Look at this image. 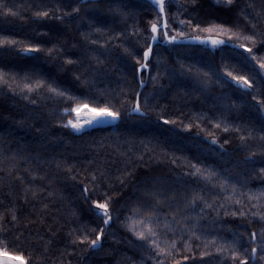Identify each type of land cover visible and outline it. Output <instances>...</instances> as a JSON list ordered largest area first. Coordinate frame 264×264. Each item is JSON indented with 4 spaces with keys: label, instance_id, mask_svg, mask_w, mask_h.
I'll return each instance as SVG.
<instances>
[{
    "label": "trees",
    "instance_id": "trees-1",
    "mask_svg": "<svg viewBox=\"0 0 264 264\" xmlns=\"http://www.w3.org/2000/svg\"><path fill=\"white\" fill-rule=\"evenodd\" d=\"M3 3L22 17L0 16V39L15 41L0 46V72L5 73L0 80V248L19 255L14 247L19 244L30 264H155L150 246L121 226L132 205L142 200L162 202L158 225L153 221L161 246L165 240L169 244L180 241L182 235L188 239L189 233L176 223L181 216L190 218L184 223L196 224L200 239H191L194 251L185 252L180 243L181 251L173 254L181 264H193L183 261V255L199 261L203 244L213 236L231 240L233 234H243L248 242L255 231L258 238L247 243L249 252L264 244V221L252 215L264 212V198L249 200L250 194L264 190V174L260 173L264 167V141L260 139L264 133V109L260 107L264 104V70L259 66L264 61V37L260 35L264 33V0H234L231 6L216 0H165L169 35H228L235 45H166L158 30L159 40L153 43L149 68L143 74L134 73V65L139 67L136 59L145 63L143 50L149 42L150 24L161 22L149 1ZM37 11L49 15L37 17ZM218 24L227 31L204 30ZM248 35L256 36L257 42L244 39ZM93 39L98 43L91 44ZM240 44L253 52H245ZM29 45L40 51L24 53L22 49ZM48 49L53 50L51 55ZM125 49L135 51L136 58ZM97 56L102 63H97ZM68 59L77 61L76 65L65 63ZM89 65L94 72L85 71ZM229 72L254 80V86L240 88ZM26 74L30 81L24 80ZM77 75L88 79L90 90L76 80ZM37 79L54 81L65 90L64 96L49 93L47 84L41 92L28 93L23 85ZM137 92L142 94L145 115L132 111ZM25 95L30 98L24 99ZM145 96L148 105L143 103ZM77 105L119 111V123L105 128L90 125L79 132L63 127L73 120L72 109ZM250 153L256 155L249 159ZM193 165L216 175L208 179L192 175ZM93 175L100 177L96 185ZM224 179L237 185L235 195L230 185L221 190ZM84 187L89 189L87 200ZM197 193L218 211L204 207L201 200L194 209H186L185 204ZM106 194L116 201L111 209L119 218L106 228L99 250H93L79 241L85 235L94 239L103 227L90 206L93 199L103 202ZM237 210L245 215L233 216ZM147 216L148 209H142L137 220ZM197 216L203 218L197 222ZM165 222L172 231L164 227ZM260 255L264 253L258 251L256 264H264ZM173 257L165 264H173Z\"/></svg>",
    "mask_w": 264,
    "mask_h": 264
},
{
    "label": "snow or ice",
    "instance_id": "snow-or-ice-1",
    "mask_svg": "<svg viewBox=\"0 0 264 264\" xmlns=\"http://www.w3.org/2000/svg\"><path fill=\"white\" fill-rule=\"evenodd\" d=\"M217 3L220 2H225L226 6H231L234 2V0H216ZM151 3L158 7L159 12H158V17L163 20V24H159L158 22H152L150 24L149 32L150 36L148 37L149 42L147 44V47L144 48L143 50V60L145 63L141 64L139 59H136V64L139 65V67H136L134 65V73L136 74H143V71L145 69L149 68V62H150V56L153 52V43L155 42L159 37L157 35L158 33V28L162 29H167L169 27L168 21L164 19L165 17V0H151ZM193 3H195V0H193ZM0 9H3V11H0V16H3L5 18L12 16V17H17L21 16L22 14L19 11L13 10L12 7H9L7 4L3 3V0H0ZM73 12L78 13L79 8H73ZM117 14H119V9L115 10ZM35 15L37 17H48L49 13L48 11H37L35 12ZM65 15H68V13H65ZM55 19L60 20V16H56ZM181 23H184V21H181ZM187 23L191 24L193 23L191 20L187 21ZM197 29H199V24L196 25ZM205 31H213V30H220L221 32L227 31V29L224 28L222 24L218 25H212L209 26L207 29H204ZM96 31H100V29H96ZM83 35V34H82ZM262 37H264V33L260 34ZM86 40L88 39L87 36L84 37ZM177 37L176 36H171L169 35L168 31H163V42L165 43H174L176 41ZM198 39V38H197ZM244 39H247L251 41L253 44L257 42L256 36L254 35H248L244 37ZM204 42V41H201ZM91 44L95 45L98 43L97 40L93 39L90 41ZM225 41L222 39H211V44L213 47H216L218 45L224 44ZM261 43H264V40H261ZM15 41L9 40L6 37L4 39H0V46L4 45H14ZM103 47V46H102ZM239 47L243 48L245 52L247 53H252L253 49L245 47L243 44H240ZM24 53L28 52H39L40 48L33 47L31 45L25 47L22 49ZM126 52H128V49H125ZM53 52L52 49H48L49 55H51ZM129 55H131L134 59L137 56V53L135 51L128 52ZM101 55H103L101 53ZM97 60V63H102L100 60L99 56L95 57ZM251 59L255 60L256 56L252 55ZM65 63L70 64V65H76L77 61H74L72 59H68L65 61ZM260 69L264 70V61L260 62ZM81 67H84L81 65ZM95 71V69H92L91 66L89 65L85 71ZM79 71V69H77ZM207 75V73H205ZM228 76L232 77V80L237 83V85L240 88H246V89H251L254 86V80L250 81L247 77L245 76H233L232 73H227ZM5 76V73L0 72V80H3ZM31 77L29 75L24 76L25 81H30ZM156 77H153V80H155ZM76 80L81 81L82 78L80 75L76 76ZM82 83L85 86L89 87V90L91 89V85L88 82V79L85 77L82 80ZM45 84L48 85V92L55 94L57 96L63 97L65 94V90L60 89L58 85L55 84V82H49L46 79H37L35 83H25L23 85L24 89L27 90L28 93H33V92H41V90L44 88ZM141 86H144V81H140ZM141 93L137 92L136 93V104L135 107L132 109V111H135L137 113H140L141 115H145L146 113L141 112ZM30 97L28 95L24 96V99H29ZM257 97L253 96V100H256ZM33 104L36 103L35 100L31 101ZM143 103L145 105L150 104V101L148 98L145 96L143 99ZM259 103V101H258ZM81 105H77L72 109L73 112H76L79 115ZM83 107H87V105H83ZM260 107L264 109V104H260ZM91 113V118L87 120V124L91 125L93 123H101L107 120H116L120 117L121 112L119 111H112L109 107L105 106L102 108H93L89 110ZM165 123H168V121H165ZM85 125L83 123H80L79 121L73 122L72 120H69L66 124L63 125V127H71V129L79 132L82 130V128ZM219 127V125H217ZM227 130V129H226ZM251 135V134H250ZM242 140L247 139L246 137H241ZM260 139L264 141V133L260 136ZM213 143H215V140H213ZM225 143H228V141H225ZM255 153H250L249 159L252 156H255ZM261 155L264 156V148L261 150ZM59 167V165H57ZM195 171L192 173V175H198L204 179H208L211 176H215L216 173L211 170L204 171L201 168L193 165L192 166ZM260 173L264 174V167L260 169ZM101 176H103V173H101ZM100 177L93 175L92 176V182L94 185L97 184L99 181ZM124 181H121L123 183ZM231 186L232 188V194L235 195L236 193V188L237 185L232 183L230 184V181L228 179H224L219 187L221 190H226L228 186ZM83 196L85 200L89 198V189L87 187H84L82 190ZM35 196V193H33ZM148 195H152L151 193H148ZM229 197H226V199ZM262 198H264V190L260 191L259 194H250L249 195V200H257L260 201ZM152 199H155V196H152ZM201 200L204 202V207L206 208H213L215 209V206L211 203H209L207 200L204 199L203 196L197 194H194L192 196V199L188 201L185 204L186 209H194L197 204L196 201ZM116 203L110 196L105 195V199L103 202H99L96 199H93L91 202L90 206V211L93 213V215L96 217V219L101 220L103 227L100 228L99 231L96 232L95 238L89 240V237L85 235L82 239H80L79 243L83 244L85 242L88 243V247L93 250H99V247L102 245V237L104 236L105 230L107 227H111L113 224L114 219H118L119 217L113 216V212L111 209V205ZM162 202L157 200L156 203H149L147 201L142 200L141 202L132 205V210L131 214L125 216V220L121 222L122 227H126L128 231L132 232L133 235L136 236L137 240L143 242L144 244H147L150 246V249L155 252V256L152 257L154 260L155 264H165V261L173 257L174 252L176 254H179L181 251L179 244L183 243V250L185 252H192L194 251L192 245H191V239L195 237L196 239H200V235H197L196 229V224H191V223H184V221H189V217L187 216H181L180 220H177L176 223L181 226V229H186L187 233H189L188 239H184L183 235L180 238V241L177 240H172L171 243L169 244L167 240H165V246H161L160 240L158 239V233L155 230V227L153 226V221L155 220L157 225L159 223L158 221V206ZM236 204H241L240 199L235 200ZM47 207V205H45ZM221 208L224 207L222 204L220 206ZM142 209H148V216L141 217L137 220V215ZM180 210H177V213H173V217L179 213ZM204 209H201V212H203ZM218 211V210H217ZM227 215V212L225 213ZM239 214L240 216H244L245 212L243 210H237L232 212L233 216H236ZM252 215L258 216L261 221H264V212H254ZM203 217L197 216V222L202 219ZM12 220L16 221L17 220V215L15 212L12 214ZM131 222V223H130ZM137 225H140L141 227L138 228ZM164 227L168 228L169 231H172L171 227L168 225L167 222L164 223ZM87 231V229H85ZM203 234V233H202ZM71 235V233H69ZM262 237H264V229H262ZM257 233L253 231L250 234V238L248 242L255 243L257 240ZM17 240H19V237H16ZM3 240L5 243H7V236L3 237ZM243 239V234L241 235H236L233 234V238L231 240H223L218 238L217 236H213L211 240H206V242L203 244V248L205 250L200 251V260L196 261L194 257L190 255H183L182 260L183 261H193V264H213V262H216V264H220V261L223 260L224 264H226L227 260L230 259L232 261V264H256V261L258 259L257 253L258 251L260 253H264V244H261L259 249L256 246L251 247V250L249 252V248L247 247V243ZM75 243V241H73ZM16 248L17 253H20L19 255H10V260L13 261H19L20 264H30V261H26L24 255L22 254V250L20 248L19 244L14 245ZM199 246H197L198 248ZM207 249H214L213 251H209ZM9 255L8 253L5 252L3 248H0V258ZM207 257L208 259L205 260L204 258ZM259 260L264 262V255L259 256ZM7 264V261L5 262ZM173 264H181V260L174 259L173 257Z\"/></svg>",
    "mask_w": 264,
    "mask_h": 264
},
{
    "label": "rangeland",
    "instance_id": "rangeland-1",
    "mask_svg": "<svg viewBox=\"0 0 264 264\" xmlns=\"http://www.w3.org/2000/svg\"><path fill=\"white\" fill-rule=\"evenodd\" d=\"M151 3V0H147ZM155 6V5H154ZM156 7V6H155ZM158 12H159V9L158 7H156ZM159 24H163V20L161 19V22ZM158 30L161 31V34H162V38H160L161 42L163 44H166V45H170V44H176V43H179V42H193V43H196V44H200V45H204V46H207L209 48H217L221 45H218L216 47H213L212 44H211V39L215 38V39H222L225 41L224 44H231V45H235L232 40H231V37H229L228 35H222V36H210V35H203V36H192V37H177L176 41L174 43H165L163 42V31H165L166 29H162V28H158ZM158 35V33H157ZM173 36V35H171ZM198 38V39H197ZM159 39H157L156 41H158ZM155 41V42H156ZM201 41H204V42H201ZM154 43V42H152ZM223 45V44H222ZM237 84V83H236ZM91 108H87V107H81L80 109V112H79V115L76 113V112H73V122H77L79 121L80 123H83L85 126L83 128H86L90 125H88L86 122H87V118L84 117L85 114H88L90 113V110ZM82 128V129H83ZM7 261V264H20L19 261H13V260H10V255H6L2 258H0V264H5V262Z\"/></svg>",
    "mask_w": 264,
    "mask_h": 264
},
{
    "label": "water",
    "instance_id": "water-1",
    "mask_svg": "<svg viewBox=\"0 0 264 264\" xmlns=\"http://www.w3.org/2000/svg\"><path fill=\"white\" fill-rule=\"evenodd\" d=\"M84 117H86L87 119L91 118V113L85 114ZM120 118L116 119V120H107L101 123H93L91 124L92 127H112L114 125H117L119 123Z\"/></svg>",
    "mask_w": 264,
    "mask_h": 264
}]
</instances>
